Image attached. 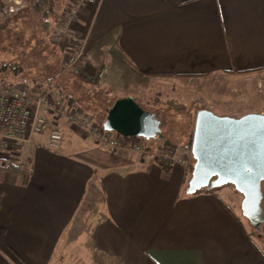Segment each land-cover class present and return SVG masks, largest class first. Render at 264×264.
I'll use <instances>...</instances> for the list:
<instances>
[{
    "label": "crops",
    "instance_id": "1",
    "mask_svg": "<svg viewBox=\"0 0 264 264\" xmlns=\"http://www.w3.org/2000/svg\"><path fill=\"white\" fill-rule=\"evenodd\" d=\"M72 32L87 40L89 63L52 78L72 107L83 86L108 88L114 104L184 79L235 89L245 78L264 90V0H89ZM249 113L264 108L237 114ZM46 118L61 149L43 134L20 157L0 154V264H264V230L254 237L240 218L242 194H188L194 163L176 153L159 164Z\"/></svg>",
    "mask_w": 264,
    "mask_h": 264
},
{
    "label": "rangeland",
    "instance_id": "2",
    "mask_svg": "<svg viewBox=\"0 0 264 264\" xmlns=\"http://www.w3.org/2000/svg\"><path fill=\"white\" fill-rule=\"evenodd\" d=\"M70 1L65 0V6ZM59 3L61 6V0H59ZM27 8V0H0V78L3 77V79L9 80L8 82H19L20 77H24V79L35 77L46 79L52 77L58 69L60 71L61 56L50 45L48 41L49 32L38 27L31 28L35 26V17ZM3 10L13 15L5 26L3 25V16L5 15ZM5 64L11 65H8L10 66L8 67ZM15 64L22 67L23 71L19 75L14 74L12 67ZM5 67L8 71H5ZM205 80H178V84L167 87L163 92L159 91L157 86H154L155 88L149 91L145 97L134 98L142 109L152 112L161 123L162 132L160 136L151 140L141 138L143 145L149 143L148 145L152 147L163 146L168 148L169 155L176 153L177 156L181 157V161H185L183 163L188 164L189 162L193 165L194 158L191 152V144L197 112L207 108L208 98L211 103H216L213 108L219 107L220 110L210 108L212 112L219 116L240 118L248 114H237L239 112L264 108V90L262 86L256 90L253 81L243 78L240 83H246L247 85L237 84V82L233 85L236 88L233 89L231 84H227L228 82L223 78L214 77ZM216 86L218 89H216ZM107 89L98 87L93 90L83 86L78 94L83 109L92 113L99 124L103 123L107 115V109L114 104L115 98L112 97V92ZM177 108L181 109L177 110ZM225 112L231 114L225 115ZM167 143H170V145H167ZM148 145L144 146L147 147ZM12 152L14 153L13 156L20 157L24 151L22 148L15 146ZM24 160L29 159L26 157ZM225 188L230 193L238 194L241 197L240 193L236 192L232 186L228 185ZM262 207L264 209V198ZM237 211L240 218L248 223L239 208ZM251 231L254 237L263 233L262 228L259 230L252 228ZM78 257L72 264H78L84 260L83 256L79 255Z\"/></svg>",
    "mask_w": 264,
    "mask_h": 264
},
{
    "label": "water",
    "instance_id": "3",
    "mask_svg": "<svg viewBox=\"0 0 264 264\" xmlns=\"http://www.w3.org/2000/svg\"><path fill=\"white\" fill-rule=\"evenodd\" d=\"M107 131L151 140L161 123L132 97L118 100L103 121ZM191 152L194 158L188 194L231 185L242 194L243 216L255 230L264 225V114L240 118L197 112Z\"/></svg>",
    "mask_w": 264,
    "mask_h": 264
},
{
    "label": "built area",
    "instance_id": "4",
    "mask_svg": "<svg viewBox=\"0 0 264 264\" xmlns=\"http://www.w3.org/2000/svg\"><path fill=\"white\" fill-rule=\"evenodd\" d=\"M88 3L89 0H71L52 27L50 43L62 51L60 71L56 77L64 73L79 77L89 63L87 40L72 32V26L79 20L80 11ZM53 82V79L34 83L0 82V154L12 151L15 146L24 152L38 148L41 144L36 140V135L43 134H47L46 145L49 149H61L64 134L58 127L50 126L46 115H51L80 126L95 141L111 150L135 152L143 159L150 157L159 164L170 159L168 148L146 147L140 137H124L105 130L92 113L70 106L64 96L55 92Z\"/></svg>",
    "mask_w": 264,
    "mask_h": 264
},
{
    "label": "trees",
    "instance_id": "5",
    "mask_svg": "<svg viewBox=\"0 0 264 264\" xmlns=\"http://www.w3.org/2000/svg\"><path fill=\"white\" fill-rule=\"evenodd\" d=\"M27 2H28L27 10L32 12L33 16L35 17V20H34L35 26H32L31 28L34 29L35 27H38V28L44 29V31L49 32L48 41L50 43V33H51V30H52V27L58 21L60 15H61V12L63 11V9L65 7V4H64L65 0H61V6L59 5L60 4L59 0H27ZM5 11L6 10H3V14H5L3 16V25L4 26L6 25V23H9V21L13 17V15H10L8 11H6V12ZM50 45L55 50H57L59 52L60 56L62 57V51L57 49L51 43H50ZM8 65H11V64H5V66H8ZM8 67H10V66H8ZM12 68L14 70V74H17V75H19V73H21L23 71L22 67L19 64H17V65L15 64V66L12 67ZM6 69H7V67H5V71H8ZM58 73H59V69H58L57 72L54 73V75L52 77H49V78H46V79L41 78V77L40 78L35 77V78H29V79L26 78V79H24V77H20V79L18 81L37 82V81H42V80H50V79L54 78V76L57 75ZM0 79H2L0 81H5L7 83H12V82H8L9 80L3 79V77H1ZM71 102H73L72 99H71ZM78 107L79 108H83L81 106H78ZM180 109L181 108H177V110H180ZM109 110L110 109H108V112H109ZM108 112L106 114H108ZM106 117H107V115H106ZM167 145H170V143H167ZM164 163H166V160H165ZM262 230H264V226H263Z\"/></svg>",
    "mask_w": 264,
    "mask_h": 264
}]
</instances>
